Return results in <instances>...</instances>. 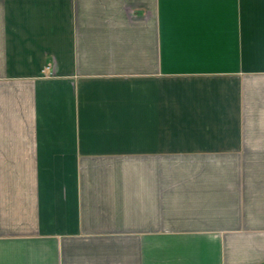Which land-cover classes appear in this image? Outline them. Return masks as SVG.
Masks as SVG:
<instances>
[{
    "label": "crops",
    "instance_id": "crops-1",
    "mask_svg": "<svg viewBox=\"0 0 264 264\" xmlns=\"http://www.w3.org/2000/svg\"><path fill=\"white\" fill-rule=\"evenodd\" d=\"M0 264H264V0H0Z\"/></svg>",
    "mask_w": 264,
    "mask_h": 264
}]
</instances>
